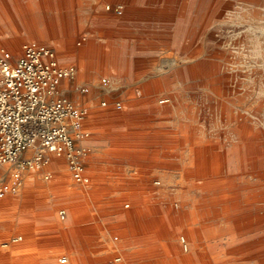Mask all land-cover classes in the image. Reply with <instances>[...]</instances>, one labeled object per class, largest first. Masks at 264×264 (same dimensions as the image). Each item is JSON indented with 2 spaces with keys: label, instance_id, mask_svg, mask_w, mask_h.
I'll return each mask as SVG.
<instances>
[{
  "label": "rangeland",
  "instance_id": "374dc122",
  "mask_svg": "<svg viewBox=\"0 0 264 264\" xmlns=\"http://www.w3.org/2000/svg\"><path fill=\"white\" fill-rule=\"evenodd\" d=\"M79 1L0 0L1 42L15 58L39 38L61 64L77 67L62 85L90 105L92 176L90 186L78 184L67 159L51 155L50 179L27 172L18 191L0 196V264H60L63 255L103 264H264V0H150L133 5L140 16H124L126 0ZM17 3L33 6L29 22H19ZM14 168L0 166V184ZM67 190H75L78 215ZM19 210L38 220L36 232L7 233L6 219ZM139 217L146 226L158 220L168 252L145 251L134 236ZM34 233V246L11 248L32 243Z\"/></svg>",
  "mask_w": 264,
  "mask_h": 264
},
{
  "label": "built area",
  "instance_id": "2783aa9c",
  "mask_svg": "<svg viewBox=\"0 0 264 264\" xmlns=\"http://www.w3.org/2000/svg\"><path fill=\"white\" fill-rule=\"evenodd\" d=\"M76 73L77 67L61 64L55 48L45 41H25L15 58L0 35V166L15 165L12 181L0 184V196L18 191L27 172H41L50 179L51 155L67 159L75 182L86 187L92 184L86 167L90 130L85 120L90 105L73 100L62 85ZM109 103L104 100L101 105ZM112 103L122 106L121 100ZM59 216L64 219L66 210H59ZM59 263L69 264V256H60Z\"/></svg>",
  "mask_w": 264,
  "mask_h": 264
},
{
  "label": "crops",
  "instance_id": "0c3cea01",
  "mask_svg": "<svg viewBox=\"0 0 264 264\" xmlns=\"http://www.w3.org/2000/svg\"><path fill=\"white\" fill-rule=\"evenodd\" d=\"M147 1H150V0H126V3H128V6L130 8L127 11V13L124 14V16L144 15L142 12L138 11L137 9H134L133 5H137L139 3H143V2H147ZM151 1H158V0H151ZM79 2L81 3L82 0H80ZM17 6L19 8L16 9V16H17V18H19V22L26 23L32 14V9H33L32 7L33 6H31L30 4L27 5L26 7L20 6V4ZM7 7L9 8L8 4H7ZM119 13H122V12H119ZM10 14H11V12H10ZM121 15L116 14V13H113L112 15L106 13V16H112V17H117V16L120 17ZM63 53H65V52H63ZM67 55L72 57V58H77L76 53L73 51H70ZM83 56L84 55H82V57ZM85 61L86 60L83 58L82 62L84 65H86ZM57 163L61 164L60 161H57ZM189 168H190V165H186L184 167V169H185V171H187V173L190 172ZM61 177L65 181H69V176H68L67 172L61 171ZM64 196H65V198H68L69 201H71V211H72L73 215H78L79 209H78V206L76 204L77 202L74 199L75 190H67L65 192ZM11 201H12L11 202L12 206H19L17 199H11ZM58 201L59 200H57V198L53 197L50 200V204L55 206L58 204ZM50 215H51V211H47L45 214H40V217L50 216ZM36 217H37V214H36ZM37 221L35 220L34 222L33 221L30 222L29 219L25 215V210H23V211L19 210V211H17L16 214L8 216V218L5 221V227H6L7 233H9V234L14 233L16 230L25 231L27 229H29V230L34 229V231L36 232V228L38 225ZM162 221H163V219H162ZM157 223H158V220L153 219L152 222L150 223V225L146 226L143 223V221L141 220V218L139 217V220L137 222H135V225L133 226L135 229V235L134 236H135L136 240L143 245L145 251H155L156 247L160 246L165 252H168L166 239H165L166 234H165V232H162L161 230H157L158 229ZM147 228L149 229L148 232L146 230ZM33 236H34V241L32 243H31V238H28L24 244L12 245L11 248L20 251V250H24L26 247H28L30 245L34 246V244H35V233L33 234ZM30 237H31V235H30ZM54 251H55V246L51 245L44 250V253L52 254ZM35 260L37 261V262H35V264H55V260H53V259H48V260L39 259L38 260L37 258H35ZM155 260H157V262ZM168 260L169 259H165V258H136L135 261H133L132 263L133 264H171L168 262ZM71 262L73 264H103V262L98 260V259H85L81 255H76L74 258H69V264H72ZM20 264H27V263L21 262Z\"/></svg>",
  "mask_w": 264,
  "mask_h": 264
},
{
  "label": "bare ground",
  "instance_id": "6f19581e",
  "mask_svg": "<svg viewBox=\"0 0 264 264\" xmlns=\"http://www.w3.org/2000/svg\"><path fill=\"white\" fill-rule=\"evenodd\" d=\"M18 1H20V0H18ZM61 1V0H60ZM3 5V4H2ZM17 5H19L18 3H17ZM43 5V4H42ZM40 8V7H39ZM25 9V8H24ZM23 9V10H24ZM6 10V9H5ZM1 11H2V9H1ZM42 11V10H41ZM43 12V11H42ZM3 13V12H2ZM44 14V13H43ZM43 16V15H42ZM6 19V18H5ZM56 20V19H55ZM7 21V20H6ZM28 21V20H27ZM46 21V20H45ZM3 22V21H2ZM29 22V21H28ZM31 22V21H30ZM7 23V22H6ZM46 23V22H45ZM29 24V23H28ZM30 26V25H29ZM31 26H32V24H31ZM31 26H30V29H31ZM47 27V26H46ZM31 31H34V30H32L31 29ZM36 33V32H35ZM59 47H63V43H61L60 42V44H59ZM223 69V68H222ZM221 69V70H222ZM223 79V78H222ZM211 81V80H210ZM213 85V84H212ZM223 85V84H222ZM216 89V88H215ZM222 90V89H221ZM242 132V131H241ZM243 133V132H242ZM246 134H248V133H246ZM251 135V134H250ZM253 136V135H252ZM249 137V136H248ZM250 139V138H249ZM252 142V141H251ZM245 143V142H244ZM243 149H245V148H240V150H243ZM249 150V147H248V149H247V151ZM258 152V151H257ZM259 162H260V164H262L263 163V161H264V156H259V160H258ZM208 186H209V184H208ZM255 196H257V195H255ZM251 198V197H250ZM246 199V198H245ZM241 201V200H240ZM235 202V201H234ZM239 203L238 202H235V205L234 206H236L237 207V205H238ZM244 204V203H243ZM242 205V204H241ZM225 205H223V207H224ZM226 207H227V205H226ZM235 207V208H236ZM239 207H240V205H239ZM219 208V207H218ZM221 208H222V206H221ZM229 208V207H228ZM234 208V207H233ZM224 209V208H223ZM254 210V209H253ZM252 210V211H253ZM217 211V210H216ZM259 211H261V210H259ZM218 212H220L219 210H218ZM217 212V213H218ZM254 212V211H253ZM213 213V212H212ZM262 213V212H261ZM216 214V213H215ZM264 215V214H263ZM251 216V215H250ZM261 216V215H260ZM247 217V216H246ZM252 217H253V215H252ZM261 219H262V217H261ZM260 220V219H259ZM231 221V220H230ZM241 221V220H240ZM247 221V220H246ZM255 221V220H254ZM233 223V222H232ZM237 223V222H236ZM259 223V222H258ZM246 224V223H245ZM251 224V223H250ZM236 226V225H235ZM249 226V225H248ZM207 227V226H206ZM238 227V226H237ZM177 233V232H176ZM228 233H230V232H228ZM223 234V233H222ZM226 234V233H225ZM223 236H225V235H223ZM216 237V236H215ZM260 238V237H259ZM261 242V241H260ZM264 244V243H263ZM224 253V252H223ZM261 253H263V252H261ZM264 254V253H263ZM263 257V256H262ZM212 258V257H211ZM247 259V258H246ZM248 260V259H247ZM260 260H261V258H260ZM58 261H59V259H58ZM262 261H263V259H262ZM257 262V261H256ZM255 262V263H256ZM260 262V261H259ZM177 263V262H176ZM258 263V262H257ZM256 263V264H257ZM234 264V263H233Z\"/></svg>",
  "mask_w": 264,
  "mask_h": 264
}]
</instances>
